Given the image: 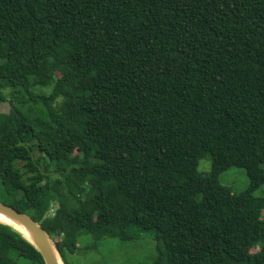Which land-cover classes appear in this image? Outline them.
<instances>
[{
    "label": "trees",
    "instance_id": "obj_1",
    "mask_svg": "<svg viewBox=\"0 0 264 264\" xmlns=\"http://www.w3.org/2000/svg\"><path fill=\"white\" fill-rule=\"evenodd\" d=\"M261 186L264 0H0V202L64 264L136 231L150 264H264ZM0 264L44 261L0 222Z\"/></svg>",
    "mask_w": 264,
    "mask_h": 264
},
{
    "label": "rangeland",
    "instance_id": "obj_2",
    "mask_svg": "<svg viewBox=\"0 0 264 264\" xmlns=\"http://www.w3.org/2000/svg\"><path fill=\"white\" fill-rule=\"evenodd\" d=\"M15 102V96H11ZM199 173H208L210 161L203 158L198 164ZM220 182L228 186L233 193H239L246 189L248 179L244 170L230 168L223 172ZM255 196L264 197V186L254 192ZM264 218V210L262 212ZM136 239L130 242L118 241L116 239H103L96 243L93 248V241L82 237L79 240V250L66 256L68 264H150L155 257V240L152 232L136 231ZM257 248L255 249V251Z\"/></svg>",
    "mask_w": 264,
    "mask_h": 264
},
{
    "label": "water",
    "instance_id": "obj_3",
    "mask_svg": "<svg viewBox=\"0 0 264 264\" xmlns=\"http://www.w3.org/2000/svg\"><path fill=\"white\" fill-rule=\"evenodd\" d=\"M0 215H3L7 219L13 222L14 225L4 223L18 233H20L28 242H30L40 253L44 264H64L55 249L53 241L47 235V233L41 228V226L32 220L26 214L19 213L15 209L0 202ZM3 223V222H2ZM15 224L20 228L15 227Z\"/></svg>",
    "mask_w": 264,
    "mask_h": 264
},
{
    "label": "bare ground",
    "instance_id": "obj_4",
    "mask_svg": "<svg viewBox=\"0 0 264 264\" xmlns=\"http://www.w3.org/2000/svg\"><path fill=\"white\" fill-rule=\"evenodd\" d=\"M0 222L3 223H9L11 225H14L12 221H10L9 219H7L6 217H4L3 215H0ZM15 227L20 228L22 231H24L20 226L15 224ZM25 232V231H24Z\"/></svg>",
    "mask_w": 264,
    "mask_h": 264
}]
</instances>
